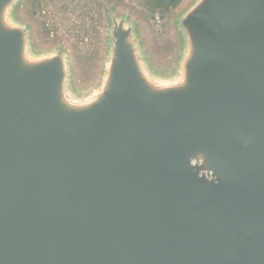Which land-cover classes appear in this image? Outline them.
Listing matches in <instances>:
<instances>
[{"label":"water","instance_id":"1","mask_svg":"<svg viewBox=\"0 0 264 264\" xmlns=\"http://www.w3.org/2000/svg\"><path fill=\"white\" fill-rule=\"evenodd\" d=\"M12 1L0 0V264H264V0H201L170 88L116 24L87 105L66 100L62 55L25 60V29L4 22Z\"/></svg>","mask_w":264,"mask_h":264},{"label":"rangeland","instance_id":"2","mask_svg":"<svg viewBox=\"0 0 264 264\" xmlns=\"http://www.w3.org/2000/svg\"><path fill=\"white\" fill-rule=\"evenodd\" d=\"M200 1L181 0L170 12L151 16L138 0H14L4 22L25 29L28 63L62 55L66 100L87 105L106 86L118 23L131 29L130 42L146 78L158 88L179 85L191 53L183 19ZM156 13L163 19L160 26Z\"/></svg>","mask_w":264,"mask_h":264},{"label":"trees","instance_id":"3","mask_svg":"<svg viewBox=\"0 0 264 264\" xmlns=\"http://www.w3.org/2000/svg\"><path fill=\"white\" fill-rule=\"evenodd\" d=\"M142 5L145 6L146 10L152 16L157 11L170 12L172 9L177 7L181 0H138ZM47 29L45 33H47Z\"/></svg>","mask_w":264,"mask_h":264},{"label":"built area","instance_id":"4","mask_svg":"<svg viewBox=\"0 0 264 264\" xmlns=\"http://www.w3.org/2000/svg\"><path fill=\"white\" fill-rule=\"evenodd\" d=\"M155 22L157 23L158 26H160L163 22V19H162V16L160 14H157L156 13V16H155ZM192 163L196 164V163H201V161H197V160H193ZM206 176L209 178V179H212L214 178L213 176V173L211 170H207L206 171Z\"/></svg>","mask_w":264,"mask_h":264}]
</instances>
